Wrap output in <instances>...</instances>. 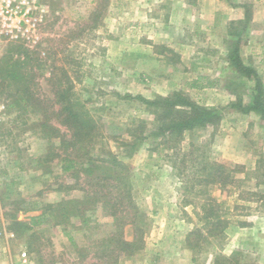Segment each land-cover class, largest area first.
<instances>
[{"label":"rangeland","instance_id":"rangeland-1","mask_svg":"<svg viewBox=\"0 0 264 264\" xmlns=\"http://www.w3.org/2000/svg\"><path fill=\"white\" fill-rule=\"evenodd\" d=\"M241 1L251 18L240 55L264 88V39L254 37L252 25L256 6ZM37 3L34 30L0 41V264H101L91 256L92 244L114 231L113 199L94 201L89 192L91 163L82 159L77 173H66L54 155L63 154L60 136L68 130L57 114L52 72L71 85L72 97L95 120L99 135L91 153L126 165L132 201L147 215L142 248L121 255L119 264H264V119L243 111L252 102L254 80L228 59L232 39L222 28V2ZM6 57L25 64L21 83L31 93L20 85L16 93L3 75ZM198 74L216 85L189 87ZM174 91L214 109L219 120L166 141L155 133L154 114L133 96L153 99ZM21 97L33 103L21 107ZM210 163L241 167L222 188L201 182L207 172L200 167ZM11 179L19 194L6 199L4 184ZM57 202L66 219L58 214L61 206L52 212L47 206ZM122 202L118 208L126 209ZM32 216L42 222L21 233L10 230L13 218L28 222ZM84 216L90 217L87 225ZM122 233L131 240L132 225L124 223Z\"/></svg>","mask_w":264,"mask_h":264},{"label":"trees","instance_id":"trees-1","mask_svg":"<svg viewBox=\"0 0 264 264\" xmlns=\"http://www.w3.org/2000/svg\"><path fill=\"white\" fill-rule=\"evenodd\" d=\"M243 8V18L231 20L227 24V34L232 39L228 46V59L238 73L254 80V84L251 87L252 102L250 105L243 107V111H255L264 119L263 84L256 70L252 66L246 65L240 55L241 35L245 31L251 18L249 6L243 5ZM235 24L239 26L236 27ZM24 66L25 64L23 62L13 60L10 57H6L3 61V75L9 79L12 85L15 84L16 93L21 91L19 90V85L23 86V92L31 93L30 85L28 83H21V78L24 76ZM51 74L54 102L58 104V108L56 109L57 114L61 116L62 124L68 130L67 134L60 136L63 154L55 153L54 155L55 157H60L61 171L66 173H77L80 160L87 159V162L91 164L88 167V171L86 172L87 176L85 177L88 187L91 188L89 192L92 194V200L100 201L105 200L107 197L113 199L111 206L114 209L111 210V215L115 217L114 231L107 241L97 240L92 244L94 246H92L93 253L91 256H94L97 262H104L101 264H119L121 255H130L142 248L143 236L148 227L147 215L140 212L132 201L129 183L124 180V172L127 169L126 165L114 156L107 159L97 153H91L93 141L99 135L94 118L90 115L89 110L80 104V101L72 97L71 85H63L61 79L55 72ZM216 83L217 80L213 81L207 75L198 74L188 83V86L191 88H203L214 86ZM133 97L139 99L154 114V120L158 125L155 133L162 135L163 138H166V141L181 136L186 130L205 127L219 120V115L214 109L197 104L180 91H174L168 96H156L153 99H146L142 96ZM19 102L21 107L33 103V101L25 97H21ZM105 163H107L109 168L107 166H101ZM240 167L238 164L231 166L223 163L203 164L200 170L207 172L205 174L207 176L201 182L206 184L216 183L224 188L235 181L232 173ZM109 170H112L111 175L105 174ZM17 186L18 182L13 179L6 181L4 184V197L10 199L19 194ZM122 200H127L128 207L126 209L124 207L118 208L121 205L120 203H123ZM60 203H48L47 206L50 208V211L54 210L53 206H61L62 208L59 209L58 214L66 219L68 217L67 210ZM76 209L77 212H81L79 208ZM122 211L123 213L119 214ZM49 216L54 217L52 213ZM89 219V216H84L83 224L87 225ZM41 222L42 218L40 216H32L28 222L13 218L9 228L14 233H21L22 230L39 225ZM124 223L132 225L133 235L131 240H126L122 236V226ZM224 223L223 219L221 221L218 218L217 224L222 230L225 226ZM191 233L193 232L189 234ZM66 234L72 239L69 232Z\"/></svg>","mask_w":264,"mask_h":264},{"label":"built area","instance_id":"built-area-1","mask_svg":"<svg viewBox=\"0 0 264 264\" xmlns=\"http://www.w3.org/2000/svg\"><path fill=\"white\" fill-rule=\"evenodd\" d=\"M38 10L37 0H0V41L33 31ZM25 257L23 252V261H26Z\"/></svg>","mask_w":264,"mask_h":264},{"label":"crops","instance_id":"crops-1","mask_svg":"<svg viewBox=\"0 0 264 264\" xmlns=\"http://www.w3.org/2000/svg\"><path fill=\"white\" fill-rule=\"evenodd\" d=\"M157 2H161L162 0H156ZM203 4H215V2H222V28H226L227 24L231 20L242 19L244 16V8L243 5H248L246 3H242L241 0H200ZM251 3L254 4L256 8V14H254L252 18V25L256 27L254 32L255 38L261 41V38L264 39V0H251ZM185 4V3H184ZM167 15V14H166ZM168 19L167 17L165 18ZM225 30V29H224ZM225 33V32H224ZM226 36V35H225Z\"/></svg>","mask_w":264,"mask_h":264}]
</instances>
